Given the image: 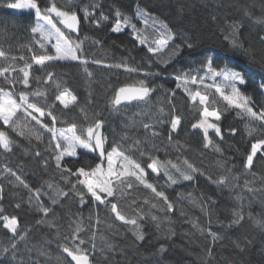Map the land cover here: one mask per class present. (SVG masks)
<instances>
[{"label": "trees", "instance_id": "1", "mask_svg": "<svg viewBox=\"0 0 264 264\" xmlns=\"http://www.w3.org/2000/svg\"><path fill=\"white\" fill-rule=\"evenodd\" d=\"M43 2L44 0H41L42 4ZM55 3L57 6H69V0H55ZM71 4L76 6L75 10L80 16L81 28L78 37L84 40L82 55L89 60L87 67L92 72V77L88 78L84 74L83 66L78 61L54 62L46 67L55 73L54 79L62 81V86L69 88L77 96L78 104L85 109L88 119H84L77 107L63 109L57 102L54 109L58 115L56 127L66 128L75 123L78 132H82L96 118L102 119L105 121L102 134L107 137L104 145L106 151L110 150L114 142L123 143L127 149L131 140L122 141L124 133L129 137L142 138L144 129L141 127V121H147L149 118L136 115L142 112V105L134 102L127 108L122 104L118 113L112 110L111 101L119 87L136 85L139 80L145 79L142 74H129L123 69L104 66L126 60L128 64L139 66L146 71L160 73L147 78V81L149 86L155 88L151 96V112L155 113L158 106H163L166 112H169V116L164 117L165 121L171 116L169 92L172 90L176 92L172 102L176 105V114L182 117L180 130L172 134V141L169 142L167 139L169 124L159 126L161 135L154 140L158 149L154 154L161 160L172 159L174 162H178L176 160L178 155L185 157L199 168L203 175L196 174L191 181L181 180L168 186L163 175L157 177L146 168L148 158L140 157L138 152L133 151L131 153L133 158L149 172V182L154 183L158 190L162 189L165 192L173 202L175 210L171 213L164 211L162 203L158 205L160 210L151 209L158 219L138 221L145 234V240L140 242L135 239L133 226L112 220V214L104 209V206H98L102 221L99 230L90 227L94 220H89V216L96 210L90 207L91 200L85 196L89 202L81 207L79 198L69 192V196L64 197L60 204L54 207L56 223L59 225L57 235L56 229L36 223L41 218V213L35 210V201L32 207H29L28 190L13 187L8 181L10 179L14 181V177H8L3 172L5 167L12 168L33 189L41 188L42 191H47V185L51 183L67 191L69 185L60 180V173L53 159L54 152L49 150L50 134L41 130L43 139L36 140L33 137L29 142L16 136L9 128L8 134L16 142V146L10 153L0 148V183L4 186L3 198L0 199L3 212L0 215L16 216L21 230L31 229L27 245L21 244L18 254L23 258L24 264H69L70 258L62 251L61 245L69 244L66 237L70 236L69 225L72 221L80 222L84 229L80 233L86 241L82 245L84 249H91L90 238L95 232L96 252L89 253L92 264H264V233L255 227L256 220L264 219V158H261V152H257L254 157L251 170L244 168L251 144L257 139H264V133L258 131L249 138L245 131V126L249 122L247 119L237 117L236 110L233 109L224 113L218 122L225 133L223 141L215 137L211 130L209 132L214 142L220 144L222 153L213 151L211 147L204 148L202 131L191 128V125L201 118V114L182 89L176 88V81L173 79L178 71L199 67L207 58H212L214 66L227 65L229 68L242 71L247 84L241 86V90L251 96L255 106L259 108L264 103V96H261L259 87L260 83L264 82L262 39L264 25L254 21L256 18L264 17V0H71ZM93 5H98L95 9L97 17L101 11L109 17L107 21H101L100 27L95 26L93 18L87 21L84 19L82 9H90ZM137 6L147 9L166 22L177 34V42L183 37L194 41V48H184L165 66L138 44L130 28H125L120 33L110 31L115 23L114 12L117 9L125 15L132 16V22L137 28H143L142 21L135 16ZM233 22L240 24L238 39L243 45L242 48H232L229 41L224 39L231 31L229 25ZM33 23L32 13H17L5 6V0H0V46L6 51L10 50L13 55L24 54L28 57L30 53L22 46L31 44L33 51L37 54L41 52L29 31ZM148 31L151 32V28ZM66 33L73 39L77 38L68 31ZM85 37L87 39H84ZM97 40L101 42L99 45L94 43ZM48 50L49 53L54 51L50 45ZM158 55L164 57L165 54ZM93 60H101L103 63L95 64L91 62ZM17 63L23 64L22 61ZM3 65L4 61L0 60V66ZM37 69L38 66L33 67V75L40 74ZM32 85L33 88L36 87L34 81ZM0 86L6 91L10 88L2 81ZM44 87L48 89L47 98L51 102L56 90L50 84ZM21 90V85L17 84L14 92L18 93ZM220 106L223 107V104ZM96 113H99L98 117ZM133 119L135 126L127 127ZM230 126L237 129L234 136L227 133ZM177 148L180 149L179 152ZM37 151L40 153L39 156L35 155ZM78 153L77 157L65 156L62 163L75 170L81 166H94L98 162L95 153L85 155L84 150ZM226 169H231V173ZM221 175L228 176L230 185L238 186L230 188L217 186L212 181ZM208 177H211V180ZM248 188L253 191H248ZM135 195L138 204L147 209L148 206L142 204V198L147 195L151 199V194L141 189ZM41 199L45 206L50 205L47 196L42 195ZM16 203H20L21 207L16 208ZM133 207L135 206H130L126 198L120 202L118 210L126 217H134ZM241 211L245 219L240 225L230 226L235 214ZM104 222L114 223L116 227L108 228ZM2 223L0 221V247L9 243L10 235L2 228ZM193 224L198 227H193ZM209 228L219 235L214 244L208 235ZM248 240L252 243L246 244ZM235 242L246 244L245 251L240 252L235 247ZM109 244L117 251L114 259L112 253H107L109 259L104 260L100 250L104 249L107 252ZM209 248L211 258L208 256ZM11 264L17 262L12 261Z\"/></svg>", "mask_w": 264, "mask_h": 264}, {"label": "snow or ice", "instance_id": "2", "mask_svg": "<svg viewBox=\"0 0 264 264\" xmlns=\"http://www.w3.org/2000/svg\"><path fill=\"white\" fill-rule=\"evenodd\" d=\"M5 6L9 9L27 10L33 14L34 23L29 31L33 42L39 45L41 52L37 54L33 51L31 44L23 45L22 47L27 48L28 53H30L26 57L24 54L13 55L10 50L6 51L0 46V60L4 61V65L0 66V81L10 86L7 91L3 86H0V124H2L0 148L4 152L10 153L13 147L16 146V142L8 134L7 129L9 128L16 136L29 142L33 137L36 140H42L41 130L49 133V150L54 152L55 167L59 170L60 180L69 185V188L66 191L49 183L47 191H42L41 188L33 189L16 171L5 167L3 169L4 174L8 177H14V181L10 179L8 183L12 184L13 187H22L28 190L27 203L29 207H32L33 201H35V210L41 213V218L36 223L56 229L57 235L59 225L56 223L57 217L54 207L60 204L64 197H68L69 192H71L79 198L81 207L89 202L85 199V196H88L92 202L90 207L96 209L89 216V220H94L90 227L96 229V231L99 230L102 221L98 206H104V209L112 214V220L123 225L133 226L135 239L140 242L144 241L145 234L138 221L146 219L157 221L158 217L151 212V209L160 210L158 205L161 203L164 205V211L171 213L175 210L173 202L169 200L165 192L162 189L158 190L154 183L149 182V172L146 168L150 169L151 173L157 177L163 175L168 186L181 180L191 181L196 174L203 175V172L185 157L178 155L176 158L178 162H174L172 159L161 160L154 154L155 151H158L154 140L161 135L158 130L159 126L164 123L169 124L167 136L169 142L172 141V134L180 130L182 117L176 114V105L172 102V97H175L176 92L174 90L169 92L168 104L171 116L165 121L164 117L169 116V112H166L163 106H158L155 113L151 112V96L155 88L149 86L147 81V78L160 73L146 71L139 66L128 64L126 60L116 64H105L104 66L107 68L123 69L129 74L137 73L145 77V79L139 80L136 85L119 87L111 101L112 110L117 113L121 111L120 106L122 104L125 108L132 105L133 102L143 106L142 112H138L136 115L149 117L147 121H141L144 136L133 138L124 133L121 137L122 141L131 140L128 148L125 149L123 143L114 142L110 150L106 151L104 145L107 137L102 134L105 124L102 119L96 118L82 132H78L75 123L66 128H57L58 115L54 112L57 102L63 109H68L70 106L77 107L84 119H88L87 112L78 104L77 96L69 88L63 87L62 81L54 79L55 73L46 67L54 62L78 61L83 66L84 74L88 78L92 77V72L87 67L89 60L82 55L84 40L78 37L80 16L75 10L76 6L71 4V0H69L68 7L57 6L55 0H44L43 4L41 0H5ZM96 7L98 5H93L90 9L84 8L82 11L86 21L93 18L92 22L95 26L100 27L101 21H107L109 17L102 11L97 17ZM114 16L116 19L110 29L111 32L120 33L125 28H130L138 44L143 46L146 52L151 54L157 61L164 63L165 66L175 56L179 55L184 48L192 49L195 46L194 41L187 37H183L177 42V34L169 28L168 24L145 8L137 6L135 11V16L144 25L143 28H137V25L132 22V16L125 15L118 9L114 12ZM213 19L215 18L213 17ZM254 22L264 25V17L256 18ZM58 24L63 25L70 32L77 33V38L70 37L61 27H58ZM229 26L231 31L224 36V39L229 41L232 48H242L243 45L238 39L240 24L233 22ZM149 28H151V32L148 31ZM84 39H87V37ZM94 43L99 45L101 42L97 40ZM49 45L54 49L52 53H49ZM160 53H164V57L159 56ZM17 61H22L23 64L20 65ZM91 62L95 64L103 63L101 60ZM34 66H38L37 71L40 74L33 75ZM14 73H19V75H13ZM173 79L176 81V88L182 89L201 114V118L193 123L191 128L202 131L204 148L211 147L213 151L222 153L220 144L214 142L209 132L211 130L215 137H218L221 141L224 140L225 133L218 122L222 119L223 114L229 110L234 109L237 117L247 119L249 123L245 126V131L249 138L258 131L264 133V103L257 108L252 97L241 90V86L247 84L242 71L229 68L227 65L223 67L214 66L213 59L207 58L199 67H190L187 70L178 71L174 74ZM32 81L36 84L34 88ZM17 84L21 85L22 90L15 93L14 89ZM49 84L56 90L51 102L47 98L48 89L44 87ZM259 87L261 96H264V82H261ZM221 104H223V107L220 106ZM95 115L98 117L99 113ZM33 122L35 123L33 124ZM134 126L135 120L133 119L127 127ZM236 131L237 129L231 126L227 129V133L232 136L236 134ZM177 143L179 142L177 141ZM78 149L84 150L85 155L95 153L98 162L94 166H81L75 170L64 165L62 162L65 156L77 157L79 155ZM176 150L177 152L180 151L179 148ZM133 151L138 152L140 157L146 156L148 158L149 162L146 168L133 158L131 155ZM257 152H261V158H264V139H257L251 144L250 153L247 154L244 163L246 170L252 169ZM35 155L39 156V151ZM44 163L47 167V161ZM226 171L231 173V169H226ZM73 177H75L74 180ZM208 179L211 180V177H208ZM212 182L225 188L238 186L230 185L226 175H221ZM78 185L83 187L78 188ZM247 185L248 181L246 180L245 187ZM141 189H145L151 194V199L147 195L142 198V204L147 205V209L138 204L135 195ZM3 190L4 186L0 183V199L3 198ZM248 191H253V189L248 188ZM42 195L47 196L50 200L49 206H45L44 201L41 199ZM126 198L130 206H135L132 209L135 213L134 217H126L118 210V205ZM15 207L20 208V203H16ZM2 212L3 208L0 207V213ZM50 213H52L51 216ZM244 219L245 216L242 211L237 212L230 226L240 225ZM0 221L3 222L2 228L10 234L8 235L9 243L4 247H0V264H11L12 261H16L17 264H24L23 258L18 254L20 245H27L31 229L21 230L16 216L0 215ZM69 227L71 233L70 236L66 237L69 244L61 245L62 251L67 254V257L71 258L69 264L73 261L75 264H92L89 253L94 254L96 252L95 232L92 233L90 238L92 241L91 249H84L82 245L86 241L80 235L84 231L81 223L72 221ZM107 227L114 228L116 225L107 223ZM193 227L198 226L193 224ZM255 227L261 233H264V219L256 220ZM200 230L203 231V229ZM207 231L214 244L219 239V235L212 232L210 228ZM251 243V240L246 242V244ZM246 244L235 242V247L240 252H244ZM163 250V247H161V251ZM116 251V248L109 244L107 245V252L104 249L100 250L101 257L108 260L107 253H112L114 259ZM208 256L211 258V248L208 249Z\"/></svg>", "mask_w": 264, "mask_h": 264}, {"label": "rangeland", "instance_id": "3", "mask_svg": "<svg viewBox=\"0 0 264 264\" xmlns=\"http://www.w3.org/2000/svg\"><path fill=\"white\" fill-rule=\"evenodd\" d=\"M17 13H23V12H27V13H30V12H28L27 10H17V9H14ZM58 27H61V29L63 30V31H65V33H66V31H68V30H66L65 28H63V26L62 25H59L58 24ZM69 32V31H68ZM70 33V32H69ZM67 34V33H66ZM227 91V90H226ZM78 151H83L82 149H78Z\"/></svg>", "mask_w": 264, "mask_h": 264}, {"label": "water", "instance_id": "4", "mask_svg": "<svg viewBox=\"0 0 264 264\" xmlns=\"http://www.w3.org/2000/svg\"><path fill=\"white\" fill-rule=\"evenodd\" d=\"M63 26V25H62ZM80 24H79V31H80ZM67 30V29H66ZM69 31V30H68ZM70 32V31H69ZM71 34H73V35H75V36H77V33H73V32H70ZM134 103V102H133ZM70 258V257H69ZM70 260H71V258H70ZM73 263L75 264V262L73 261Z\"/></svg>", "mask_w": 264, "mask_h": 264}]
</instances>
